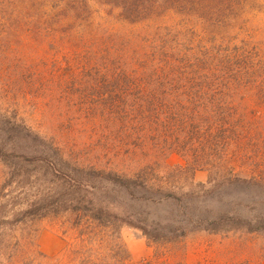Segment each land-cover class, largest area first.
I'll return each instance as SVG.
<instances>
[{"label":"rangeland","instance_id":"374dc122","mask_svg":"<svg viewBox=\"0 0 264 264\" xmlns=\"http://www.w3.org/2000/svg\"><path fill=\"white\" fill-rule=\"evenodd\" d=\"M186 64L217 75L174 78ZM193 98L221 101L217 116L240 119L241 129L194 125L183 109ZM0 147L64 157L63 168L56 156L43 164L0 158V218L34 202L39 211L0 227V255L16 251L2 264H81L70 214L42 216L69 186L58 170L78 166L125 178L144 172L154 183L116 197L161 241L123 226L128 264H264V232L195 230L200 215L264 220V0H0ZM190 163L195 182L177 170ZM229 175L250 184H230ZM168 190L183 196L169 202ZM185 225L194 232L167 244L163 237ZM42 232L67 242L62 256L34 254L33 240L46 255ZM101 235L112 245V231Z\"/></svg>","mask_w":264,"mask_h":264},{"label":"trees","instance_id":"16d2710c","mask_svg":"<svg viewBox=\"0 0 264 264\" xmlns=\"http://www.w3.org/2000/svg\"><path fill=\"white\" fill-rule=\"evenodd\" d=\"M247 66L251 64L250 60L246 62ZM192 68V69H191ZM203 70L204 73H207L205 78H209L216 74V67H202L194 65L189 67L187 64L184 65L180 70L179 66L175 69L169 68V71L173 72V77L179 79L183 76H189L187 73L192 71L195 75H199L198 71ZM209 72H212L209 74ZM166 73V71H165ZM184 73V74H183ZM201 79V78H200ZM238 90L237 87L233 88V91ZM202 100V99H200ZM222 102H210L208 100L196 101L194 98L192 101H189L188 105L183 107L185 114L191 118H194V125L203 127L204 129H241L242 123L240 119H234L232 116H217L216 110L221 107ZM192 106V109L189 108ZM220 106V107H219ZM180 106H178L179 108ZM154 110V107L150 106V112ZM221 120L222 124L213 125L217 120ZM204 123L207 124V127L204 126ZM198 129V128H194ZM38 153H33L31 155L27 153H22L17 149L6 150L3 147H0V158L7 162V159H19L27 163L38 164V163H47L54 156L58 157L61 166H63L64 157L62 156L59 150L54 151L52 148L41 147L38 149ZM196 165L191 163L187 167L177 168L178 173L180 174H194L198 171ZM58 170V176L60 179L67 183L69 186H65L63 191L58 193V201L56 202V207L54 211H44L45 213L42 216H48L49 214H70L72 227L79 232V238L82 242L80 250L78 253L83 255L81 264H128L130 260V255L127 249L120 243V232L123 226H131L136 229H140L145 236H147L155 244L161 243V241H155L152 237V232L149 231V228L143 225H139L134 221V217L130 211L125 209L120 202L121 200L116 199L118 195H127L134 194V190L149 192L155 189V186L152 185V181L148 177L142 176L144 172H139L134 175L133 178H125L124 176L119 175L115 171H106L100 170L96 167H75L74 171L70 169ZM70 171V172H69ZM62 176V177H61ZM64 178L69 179L65 180ZM73 182V183H72ZM228 183L230 184H250V181L247 179L236 178L232 179V176L229 175ZM195 184V183H194ZM198 186H204L199 184ZM162 192H165V188L158 186ZM169 202H174L175 199L179 200L183 195L172 193L168 190V193H163ZM113 195V196H112ZM111 196V197H110ZM48 207H42V209L47 210ZM41 210V209H39ZM38 203L34 202L27 206V209L20 214H14V217L10 220L8 217L0 218V227L2 225H17L26 222V220H33L38 218ZM4 218V219H3ZM198 227L195 230L207 231L210 233L218 234L228 227L231 230H241L246 229L247 231L254 232H264V220H261L260 225H257L243 217L239 216H229L227 214H218L216 217L208 218L204 215H200ZM112 231L115 236L113 237L112 245L107 243L106 237L103 234L104 232ZM181 232V231H179ZM194 232V227L190 225H185L183 227L181 234H176L174 238L164 236V240H167L166 243L170 244L174 240L185 239L189 234ZM158 240H162L159 239ZM34 250V254L37 257L48 258L41 251L38 250V246L35 245L34 240L29 243ZM14 247L19 248L22 254L25 253L26 246H20V243H17ZM6 250V247L4 251ZM1 243H0V254L2 253ZM16 252L14 248L11 252L4 253L5 255L9 254L7 259L8 263H13L16 260ZM4 254L0 256H4ZM3 257H0V260ZM2 264V263H0ZM23 264V262H22Z\"/></svg>","mask_w":264,"mask_h":264},{"label":"crops","instance_id":"0c3cea01","mask_svg":"<svg viewBox=\"0 0 264 264\" xmlns=\"http://www.w3.org/2000/svg\"><path fill=\"white\" fill-rule=\"evenodd\" d=\"M41 250L49 258H56L62 256L64 250L67 248V242L52 232H45L40 234Z\"/></svg>","mask_w":264,"mask_h":264}]
</instances>
